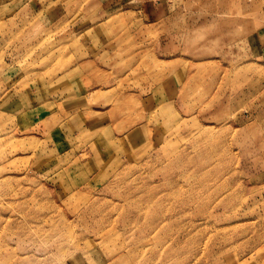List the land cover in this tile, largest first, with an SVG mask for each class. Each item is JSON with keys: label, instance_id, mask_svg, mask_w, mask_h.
Returning <instances> with one entry per match:
<instances>
[{"label": "rangeland", "instance_id": "374dc122", "mask_svg": "<svg viewBox=\"0 0 264 264\" xmlns=\"http://www.w3.org/2000/svg\"><path fill=\"white\" fill-rule=\"evenodd\" d=\"M64 1L0 0V264H264V0ZM50 19H124L92 28L95 145L24 126L68 66Z\"/></svg>", "mask_w": 264, "mask_h": 264}, {"label": "crops", "instance_id": "0c3cea01", "mask_svg": "<svg viewBox=\"0 0 264 264\" xmlns=\"http://www.w3.org/2000/svg\"><path fill=\"white\" fill-rule=\"evenodd\" d=\"M150 3L151 1L143 2L142 7ZM70 4L71 2L68 1V5ZM64 6H67L66 0L64 1ZM109 6V3L104 4V7ZM47 20L45 21L47 22ZM50 20L53 23L60 21L70 24L69 33L66 32L63 35L64 42L66 43L63 56L67 58L68 66L58 75L47 80L44 85L48 89L45 100H41L38 96L34 97V100L31 102V108L24 111V113L28 112L30 120L29 124L24 123V126L37 129L43 125V133L50 134V136L58 135L61 138L77 137V140H80V142L95 145V143H98L97 136L104 133L107 128L114 126L112 119L115 111L108 104L109 97L107 93L113 87L111 75H109L111 72L109 60L105 61L104 64L107 65V68H104L102 60L99 59L103 54L110 56L113 54L103 53L104 49L101 46L102 37H100L98 32L92 31V28L95 24H108V22L110 23L114 20L119 21L124 19ZM126 20L131 22L135 19ZM139 20L144 25L159 23L163 20L166 21V19ZM45 21L44 23H46ZM127 35L130 36L128 37L129 39L134 40V37L129 35L128 32ZM145 77L144 75L143 79ZM163 79L164 77L157 80L161 82L157 86L152 85L148 88L162 87ZM148 80L151 84L152 79H150L149 75ZM152 94L151 91H148L143 97L140 98L138 96V102L148 104L155 102ZM20 126L23 128V125L20 124ZM122 134L124 135L126 132ZM106 141L110 142L111 137L107 136ZM87 161L90 163L85 162L82 165L83 167L88 168L92 166L93 161Z\"/></svg>", "mask_w": 264, "mask_h": 264}]
</instances>
